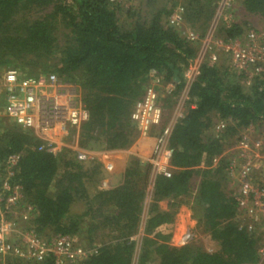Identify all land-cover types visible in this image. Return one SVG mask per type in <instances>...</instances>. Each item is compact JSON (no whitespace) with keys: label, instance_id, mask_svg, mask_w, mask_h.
I'll list each match as a JSON object with an SVG mask.
<instances>
[{"label":"trees","instance_id":"16d2710c","mask_svg":"<svg viewBox=\"0 0 264 264\" xmlns=\"http://www.w3.org/2000/svg\"><path fill=\"white\" fill-rule=\"evenodd\" d=\"M217 2L0 0V69L20 70L27 77L55 74L79 86L90 114L82 126L81 149L125 151L140 139L132 115L151 84L153 72L165 86L174 85L171 93L166 92L164 108L172 109L183 92L187 95V112L176 122L168 140L172 177L157 175L152 191V166L133 159L125 168L121 185L92 195L91 185L98 183L104 173L102 164L79 161L70 149L59 156L40 151L43 142L32 132L16 123H0V176L7 177V158L20 155L11 184L22 189V207L33 208L28 224L49 243L58 237L85 239L88 247L81 241L82 246H76L96 251L73 264L261 263L262 240L256 227L249 230L237 220L238 202L225 186L229 183L226 169L230 161L222 156L236 134L264 123V77L238 74L229 70L225 61L211 65L207 58L194 82L188 83L185 78L201 43L190 42L184 30L190 29L204 39ZM240 2L248 14L264 17V0ZM145 6L149 11H142ZM49 7H53L52 13L29 17ZM179 7L184 8V29L169 22ZM121 16L128 18L126 24L121 23ZM244 26L235 23L226 28L223 24L218 36L239 40L247 32ZM60 29L65 31L66 39L62 47L57 37ZM176 71L179 83L174 80ZM217 117L226 124L221 136L210 134ZM196 179L200 183L191 209L219 244L220 250L215 253L193 244L170 245L178 210L193 195ZM149 195L151 202L144 222ZM163 201L169 202L168 211L160 209ZM79 203L84 206L81 213L75 212ZM141 231L139 244L134 238ZM104 232L114 236L110 242L99 244L98 238ZM0 264H57V260L54 256L44 262L22 258L3 261L0 257Z\"/></svg>","mask_w":264,"mask_h":264},{"label":"built area","instance_id":"2783aa9c","mask_svg":"<svg viewBox=\"0 0 264 264\" xmlns=\"http://www.w3.org/2000/svg\"><path fill=\"white\" fill-rule=\"evenodd\" d=\"M233 4L234 0H218L213 21L215 27L224 24L226 28H230L236 23L232 16ZM169 22L172 26L184 29V8H177ZM184 31L190 42L200 41L202 46L198 57L185 76L188 83L196 80L200 74V67L207 58L211 65H215L222 63L220 60L222 55L225 56L229 70L238 74L246 73L250 78L264 77V33L250 30L244 35V41H232L224 38L214 40L210 34L200 40V35L194 31L189 29ZM150 78L151 84L144 98L136 104L132 115V120L143 134L159 127L162 122L163 115L159 106L160 91L156 90V87L161 89L165 87L169 93L172 91L169 86L164 85L163 79L155 72L150 75ZM2 94L8 116L17 126L24 131L32 132L38 140L43 142L40 151L55 156H59L65 148H68L69 141L72 144L75 143L73 127L84 124L90 119L89 111L76 86L64 82L55 74L27 77L17 70H9L3 78ZM225 128L226 124L221 123L220 129ZM241 141L240 156L245 160V165L239 168L234 162L229 164L230 175L238 173L240 177V189L235 197L240 211L237 220L243 225L247 224V218L264 224V185L254 183L252 178L256 167L254 163L260 160L264 162V138L256 142L245 138ZM163 148L165 154L157 157L156 165L162 166L159 174L171 178L172 169L169 163L172 151L168 149V146ZM255 150L258 154L254 153ZM20 158V155L7 158L4 163L7 177L0 176V257L3 261L8 258H22L27 261L44 262L50 256H54L57 264L60 259L73 264L96 252L76 246L73 239L69 237H58L49 243L48 240H42L28 233L21 242L27 250H24L20 243L9 238L10 234L16 232L18 225L11 221L8 215L13 210L21 208L20 201L23 199L22 189L11 184V177L15 174ZM27 210L33 212L32 207H27ZM255 225H248L249 230H253ZM190 239L191 236H186L182 244H186ZM261 253L264 255V246Z\"/></svg>","mask_w":264,"mask_h":264},{"label":"rangeland","instance_id":"374dc122","mask_svg":"<svg viewBox=\"0 0 264 264\" xmlns=\"http://www.w3.org/2000/svg\"><path fill=\"white\" fill-rule=\"evenodd\" d=\"M240 1L241 0H234V4H233L234 8L232 10V16L234 18L233 19L234 22L242 23L243 25L245 24L246 27L244 26V28L247 29V32H249L250 30H255L256 32L261 31V33H264V17L252 16L248 14L243 8ZM161 3L162 1H160V3L158 4V7H161ZM52 8L53 7H49L45 10L43 9V10H39L36 12H32L29 15V17H37L39 15L50 14L52 13V10H53ZM147 10L149 11V8H147L146 6L142 8L143 12H147ZM127 19L128 18H126V16H121V23L126 24L128 21ZM213 21L211 22V25L208 27L206 36L210 34L214 37V40H215L216 38H221L218 36L221 25H218V27H215V25H213ZM64 34H65V31L63 29H60L59 32L57 33V37L59 40L58 44L60 45V47L64 46V43L66 40ZM239 40L244 41V37L240 38ZM220 60L223 64H225L224 55H222ZM9 70L10 68L0 69V123H4V125L14 124V121L8 116L5 110V102H4V98L2 94L3 78ZM73 85L76 86L77 91L79 92L80 97L82 98V94H81L79 86H77L76 84H73ZM168 86L171 88V90L172 88H174L173 84H170ZM166 92L168 91L165 89V87L161 89V91L159 92L160 93L159 106L162 110V115H163L160 126L144 134L143 132L138 130L140 133V139L128 150L115 151V152H108V151H103V150H98V151L83 150L79 147L80 134H81L83 124L73 127V133H74V136L76 137L74 141L75 143L72 144L71 141H69L68 148H65L64 150L70 149L71 151L74 152L73 154H75V158L77 160L87 162L88 165H89L88 162L93 161V160H96L97 162L103 165L102 171H104V173L102 177L99 178L100 180L98 183L94 182V184L91 185L92 188L90 187L92 190L91 191L92 195L96 191L110 190V189H113L121 185L123 181V175H124L125 168L128 165V163H130L133 159L140 160L144 166H148V165L152 166L151 186H149V191H152V185H153L152 182H154L155 177L159 175L160 168H162V166L156 165L157 157L165 154V149L164 148L162 149V147L168 146L169 136L171 135L174 125L180 118H183L185 116L187 109H188L187 108L188 99H187V95L184 92L180 95V97L178 98L177 104L172 109L164 108L165 102L163 101L167 99L168 97V93ZM214 123H215V127L213 128L210 134L215 135V136L223 135L225 129H220V124L223 122H221L219 118L217 117L214 119ZM162 128H165L164 133L158 136ZM244 138L247 140H252L253 142L260 141V140L262 141V139L264 138V123L263 122L257 123L256 125L248 128L247 130H244L240 132L239 134H236L233 138H231L228 141L227 147L225 149V153L222 157L224 159L229 160L230 162L236 163L239 166V168H241L242 165H245V162H244L245 160H243L242 157L240 156V153L242 152L240 144L242 142L241 140H243ZM254 153L258 154V151L255 150ZM219 161L220 159H218L215 162L216 167L219 165ZM254 165L257 168L254 166L255 171L253 172V175H252L253 182L264 185V162L260 160V162L259 161L257 163L255 162ZM169 167H171L170 163H169ZM63 170L64 169L61 166V174H63L62 172ZM226 174H227L226 176H228V179H229V183L227 182L228 184L225 185L228 187L226 188V192L234 193L235 194L234 196L236 197V194L239 192V189H240L239 188L240 177L238 173H235L233 176L230 175L229 167L226 169ZM199 183H200V179H196L194 181L193 188H192L193 195L190 198H186L188 203L181 206L178 210V215L176 216L175 223H174L173 230H172L173 238L170 242V245L173 247H183L187 244H193V245H196L202 248L203 250L209 253H215L220 250L219 244L213 241V239L211 238V235L205 231L202 225L199 224L198 220L195 217L193 210L191 209L194 199H195L194 195H196V193L198 192ZM150 202H151V196L149 195L146 201V206H145L144 222L147 218ZM168 204H169L168 201L161 202L159 204L160 209L162 211H168L169 210ZM27 207H31V206H26L25 208L21 206V208L19 207L16 210H13L11 213H9L10 215H8L9 219L18 225L16 232L14 234L13 233L10 234L9 238L18 244L20 243V245L22 246V248H24V250H27V247L24 244H21V242H23V239L27 237L28 233H32L31 235H36L38 238L42 240H47L43 238L42 236H39L37 232L32 228V226L28 224L29 220L32 218V213L29 210H27ZM83 210H84V206H82L81 203L75 206V212L81 213ZM239 214H240V211H239ZM252 220L254 219L247 218L246 225L254 226L255 224H257L255 225L256 231H257L258 237L261 238L262 240L260 243L261 248L259 250V253L261 254V257H262V261L260 264H264V255H262L261 253V250L263 249V246H264V224L263 223L259 224ZM53 235L54 234L52 233L51 236ZM102 235H105L106 237L104 238L102 237ZM112 236L114 235L111 234L110 232H104L103 234H100L98 238V243L101 244L102 241L110 242V237ZM186 236H191V239L186 244H182V241ZM142 237H143V232L141 231L139 236H137L134 239L139 241V244H140ZM80 241L83 242L84 246L88 247V242L85 239L84 240H79L78 238L73 239V242L75 243V245H81ZM59 264H69V263L65 261L64 259H60Z\"/></svg>","mask_w":264,"mask_h":264},{"label":"water","instance_id":"95a60500","mask_svg":"<svg viewBox=\"0 0 264 264\" xmlns=\"http://www.w3.org/2000/svg\"><path fill=\"white\" fill-rule=\"evenodd\" d=\"M178 76H179V72L176 71L175 72V77H174V80H175L176 83H179V81H180Z\"/></svg>","mask_w":264,"mask_h":264},{"label":"crops","instance_id":"0c3cea01","mask_svg":"<svg viewBox=\"0 0 264 264\" xmlns=\"http://www.w3.org/2000/svg\"><path fill=\"white\" fill-rule=\"evenodd\" d=\"M146 154V153H145ZM125 168V167H124Z\"/></svg>","mask_w":264,"mask_h":264}]
</instances>
